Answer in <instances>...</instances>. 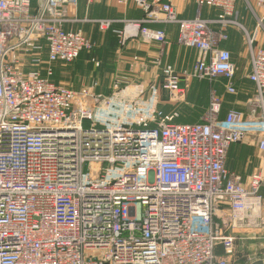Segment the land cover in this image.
<instances>
[{"label": "built area", "instance_id": "1", "mask_svg": "<svg viewBox=\"0 0 264 264\" xmlns=\"http://www.w3.org/2000/svg\"><path fill=\"white\" fill-rule=\"evenodd\" d=\"M131 1L144 18L125 21L122 41L163 42L162 29L142 24L175 23L177 43L198 51L190 72L162 66L158 88L171 101L184 99L183 77L221 78L236 91L230 52L218 47L226 34L210 27L240 26L236 0H181L219 8L213 20L179 18L172 0ZM244 1L261 9L264 31V0ZM76 2L0 0V264H228L233 233L264 237L263 175L244 185L226 166L228 148L248 136L264 152V49L245 32L256 89L248 118L236 109L220 118L211 92L202 121L176 122V111L140 98L145 85L117 77L108 95L95 80L53 81L56 62L93 48L65 28ZM112 22L96 20L100 30ZM147 90L156 97V83Z\"/></svg>", "mask_w": 264, "mask_h": 264}, {"label": "crops", "instance_id": "2", "mask_svg": "<svg viewBox=\"0 0 264 264\" xmlns=\"http://www.w3.org/2000/svg\"><path fill=\"white\" fill-rule=\"evenodd\" d=\"M37 1L33 0V6L38 4ZM172 3L179 18H193L199 15L203 19L213 20L217 19L221 12L216 7L198 6L194 1L172 0ZM66 13L69 18L75 20L66 23L65 28L83 31V26H87L84 32L91 31L92 26L98 27L96 23L98 19L113 20L110 29L113 33H116V31L123 28L125 21L144 18L142 9L131 0H77L76 4L66 7ZM260 15L261 9L258 7H250L246 5L244 0H236L234 17L240 26L227 25L222 27L220 23L210 24L213 31L226 34V39L219 41L218 47L230 52L231 61L235 67L234 82L236 89L235 94H231H234L235 97L227 95L228 92L226 93L225 91L224 80L221 78L209 82L205 79L183 77L180 84L185 88L184 98H186L187 94L193 95L194 90H199L200 87L203 90L209 89L210 95L211 92H214L221 99L220 118H223L231 109L241 111L245 118L249 117L250 103L256 89L254 83L248 78L251 70L250 47L246 41L245 32L254 37L253 50L264 49V31L262 29L256 30L257 17ZM142 25L162 29L165 34V42L146 40L139 36L129 37L124 41L121 39L109 41L101 38L94 42L90 38L94 44L92 50L88 52L82 51L78 58L70 63V75L75 78L74 84H70V87L77 89L81 85H88L95 80L98 83L96 92L105 94L109 93L111 84L117 77L124 78L130 83L146 86V84L157 79L159 70L157 62L159 56L162 55L166 59L162 63L164 65L167 63L173 65L178 72H190L193 69L198 51L195 48L177 43V25L175 23H145ZM45 55L46 53L44 52V57ZM59 64V62H56L53 65L54 76ZM55 78L56 76L53 78L54 82H56ZM78 80L79 83L76 82ZM82 80L84 82H81ZM165 93L168 94L167 92ZM195 106L200 109L199 106L191 104L190 101L183 110L189 112L188 109ZM207 106L208 104L204 109V114L201 116L180 122L202 121ZM165 111L168 113L167 110ZM201 111L199 110V112ZM177 118L175 121H177ZM258 137L259 135L255 137L248 136L245 141L234 143L227 150L226 166L230 171L241 175L244 185H247L249 177L254 173H260L264 177V152L258 149ZM253 138L256 140V144L255 142L253 143ZM262 190L264 191V183ZM219 254H222L220 250ZM234 257L235 252L228 258V264L244 263L242 260L237 261V258Z\"/></svg>", "mask_w": 264, "mask_h": 264}, {"label": "rangeland", "instance_id": "3", "mask_svg": "<svg viewBox=\"0 0 264 264\" xmlns=\"http://www.w3.org/2000/svg\"><path fill=\"white\" fill-rule=\"evenodd\" d=\"M245 3L247 5V2H245ZM86 27L87 26H83V32L85 31L84 29ZM92 27L93 28H91V31H89V32L86 31L84 33L89 38H92L94 42H95V40H99L101 38L109 40V41L120 40L119 35L117 33H113L112 30L110 29V27L106 30H100L99 27H96V26H92ZM163 60H166V59H164L163 55L159 56V58H158V62H159L158 63L159 68L158 69L159 70L157 73L158 76H157V79L155 81H151V83H156V89H158V93H157L156 97L152 96L150 94L149 90H147L148 86L151 84V83H149V84H146V86L144 87L145 91L143 92V94H140V98L143 97L142 100H145V101L150 100L152 98V101L150 100L152 102V104L156 105L159 109H161L165 113H166L165 110H167L168 113L176 111L178 113V116H179L177 118V121H179V122L180 121H188L189 119H192V117L196 118V117L204 114V109H205L206 105L209 103V99H210V96H209L210 94L208 91L209 89L203 90L200 87L199 90H194L193 95L187 94L186 98H184L179 103H173L169 99L168 94L165 93L166 91L158 88L159 83H160V81H159L160 71H161L162 66L164 65L162 63ZM168 62H170V61L168 60ZM70 63L71 62H69V63L68 62L67 63L61 62L57 66V70L55 71V76H56L55 81L58 84L63 85V86H67V87H70L71 86L70 84H74L75 78L70 75V71H69ZM167 64H169V63H167ZM76 82L79 83V80ZM81 82H84V81L82 80ZM128 84H129V89H133V87L136 83H130L128 81ZM109 90H110V91H108L109 93H105V94H108V95L111 94L112 84H111V87ZM197 91H199V92H197ZM234 94L227 93V95L231 96V97L232 96L235 97ZM131 96H129V97L131 98ZM190 101H191V104H195V105L199 106L200 109L196 108V106H195L194 108L188 109L189 112H186V110H183L184 107L186 105H188V103H190ZM199 110H202V111L199 112ZM186 119H188V120H186ZM243 141H245V139L242 140V142ZM254 142L256 144L255 139L253 140V143ZM233 234L236 236V240H235V244H234V252H235L234 258H237V261L242 260L244 262L243 264H249V261L251 259L252 260H254V259L264 260V237H262V235L260 236V234H257L254 231H249V230L248 231H237ZM238 258H240V259H238Z\"/></svg>", "mask_w": 264, "mask_h": 264}, {"label": "water", "instance_id": "4", "mask_svg": "<svg viewBox=\"0 0 264 264\" xmlns=\"http://www.w3.org/2000/svg\"><path fill=\"white\" fill-rule=\"evenodd\" d=\"M44 1H45V0H38L37 3H38V5H39L40 7H42L43 4H44ZM249 264H264V260H262V259H257V260H255V261L249 263Z\"/></svg>", "mask_w": 264, "mask_h": 264}, {"label": "trees", "instance_id": "5", "mask_svg": "<svg viewBox=\"0 0 264 264\" xmlns=\"http://www.w3.org/2000/svg\"><path fill=\"white\" fill-rule=\"evenodd\" d=\"M91 50H92V49H91ZM91 50H85V51H87V52H88V51H91ZM53 76H54V74H53ZM54 77H55V76H54ZM54 77H52V78H54ZM54 80H55V79H54ZM176 122H179V121H176Z\"/></svg>", "mask_w": 264, "mask_h": 264}]
</instances>
